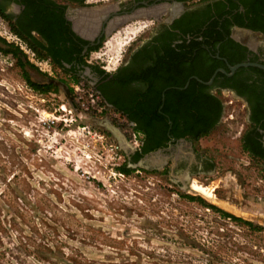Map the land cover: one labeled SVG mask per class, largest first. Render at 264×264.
I'll list each match as a JSON object with an SVG mask.
<instances>
[{
    "label": "rangeland",
    "instance_id": "obj_1",
    "mask_svg": "<svg viewBox=\"0 0 264 264\" xmlns=\"http://www.w3.org/2000/svg\"><path fill=\"white\" fill-rule=\"evenodd\" d=\"M147 23L123 27L121 38L105 40L91 60L114 66L125 54L127 31ZM7 30L0 19V38L15 45ZM19 50L23 68L0 50V264H264V173L241 147L238 101L224 105L222 119L197 143L214 170L190 183L211 198L186 190L161 167L128 163L133 170L119 172L127 156L115 133L129 143L140 137L101 108L84 79L73 82ZM24 72L56 89H33ZM79 82L83 90L76 91Z\"/></svg>",
    "mask_w": 264,
    "mask_h": 264
},
{
    "label": "flooded vegetation",
    "instance_id": "obj_2",
    "mask_svg": "<svg viewBox=\"0 0 264 264\" xmlns=\"http://www.w3.org/2000/svg\"><path fill=\"white\" fill-rule=\"evenodd\" d=\"M0 19L27 59L84 79L128 123L140 137L126 157L131 165L158 151L160 160L145 164L179 185L211 174L213 159L194 133L215 119V98L219 121L225 104H241L239 141L264 173V69L229 68L264 65V0H0ZM143 19L149 23L127 31L114 66L91 60Z\"/></svg>",
    "mask_w": 264,
    "mask_h": 264
},
{
    "label": "trees",
    "instance_id": "obj_3",
    "mask_svg": "<svg viewBox=\"0 0 264 264\" xmlns=\"http://www.w3.org/2000/svg\"><path fill=\"white\" fill-rule=\"evenodd\" d=\"M0 41L4 44V48L2 46H0V50L5 52V53H10L12 54L15 58H16V61H17V64L20 66V67H24L25 62H23L19 56V53H20V50H19V47L16 46V45H13V44H7L5 42V40L1 39L0 38ZM24 75V78L25 80L27 81V83L35 90L39 91V92H47V91H50L51 89H56V87L54 86V84H52L51 82H44V83H35V82H32L27 73H23ZM79 78L75 77V81H78ZM214 102L216 104V107H217V114H216V117L215 119H213L207 126H204L202 128H199L195 133H194V137L196 138H199V137H203L205 135H207L216 125V123L219 121V118H220V115H221V103H220V100L219 99H215L214 98ZM188 133V132H187ZM243 149L244 151H247V145L244 144L243 145ZM140 156V155H139ZM119 172L123 173V174H129L133 168L129 167L128 166V162H125L123 164H121L119 166ZM188 199L190 200H197L199 203H201L202 205H204L205 207L207 208H211L212 210L216 211V212H219L222 216L224 217H227V218H230L232 220H235V221H240V222H243L249 226H252L253 224L250 222V221H247V220H244L240 217H237L227 211H224L222 209H220L219 207H217L216 205L214 204H210V203H207L206 201H204L202 198L198 197V196H191V195H187L186 196ZM256 227L255 229L257 230H260L261 227L260 226H254Z\"/></svg>",
    "mask_w": 264,
    "mask_h": 264
},
{
    "label": "water",
    "instance_id": "obj_4",
    "mask_svg": "<svg viewBox=\"0 0 264 264\" xmlns=\"http://www.w3.org/2000/svg\"><path fill=\"white\" fill-rule=\"evenodd\" d=\"M247 65H255V66H259L261 68L264 69V65H261V64H257V63H251V62H241V63H238V64H235L233 66H230V70L231 72H233L236 68L240 67V66H247ZM120 147L121 149L124 151L125 155L127 157H129L130 153L133 152L135 150V147L129 143L127 140H122L120 141ZM156 156H160V153L157 151V152H151L148 156H146L143 160H140L138 162V166H143L145 164V162L148 161L149 158H154ZM150 168H158V167H150ZM186 190H188V186L184 185Z\"/></svg>",
    "mask_w": 264,
    "mask_h": 264
},
{
    "label": "built area",
    "instance_id": "obj_5",
    "mask_svg": "<svg viewBox=\"0 0 264 264\" xmlns=\"http://www.w3.org/2000/svg\"><path fill=\"white\" fill-rule=\"evenodd\" d=\"M21 47V46H20ZM31 57H34L33 55H30L29 56V60L30 61H32V58ZM74 89L77 91V90H83V84L82 83H76V84H74ZM94 90V89H93ZM94 93L96 94V97L99 99V103H101L102 104V106H101V108H104L105 107V104H104V102L103 101H101V99H100V97H99V95L97 94V92H95V90H94ZM93 94H90V96H92ZM132 130V129H131ZM132 136L135 138L136 136H137V134H136V132L135 131H133L132 130ZM132 145L134 146V147H136V146H138L139 145V143H140V139L139 140H137V139H134L132 142Z\"/></svg>",
    "mask_w": 264,
    "mask_h": 264
},
{
    "label": "bare ground",
    "instance_id": "obj_6",
    "mask_svg": "<svg viewBox=\"0 0 264 264\" xmlns=\"http://www.w3.org/2000/svg\"><path fill=\"white\" fill-rule=\"evenodd\" d=\"M115 131H116V129H115ZM116 134V136H118V138L120 139V141H122V140H124V135L123 134H121L120 132H119V134H117V132L115 133ZM190 185H191V183H190ZM189 185V186H190ZM189 186H188V190L189 189H195V191H200V192H202V193H204V194H202V193H199V192H195V193H198V194H201V195H204V196H208V197H211V198H213L214 197V194H212V193H209V192H206L204 189H201L199 186H197V185H195L194 184V187H191L190 186V188H189ZM213 191V190H212ZM193 192V191H192ZM216 199V198H215ZM213 201V200H212Z\"/></svg>",
    "mask_w": 264,
    "mask_h": 264
}]
</instances>
